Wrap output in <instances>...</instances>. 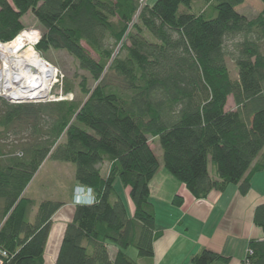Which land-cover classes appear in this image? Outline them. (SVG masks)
I'll list each match as a JSON object with an SVG mask.
<instances>
[{"label": "trees", "instance_id": "16d2710c", "mask_svg": "<svg viewBox=\"0 0 264 264\" xmlns=\"http://www.w3.org/2000/svg\"><path fill=\"white\" fill-rule=\"evenodd\" d=\"M205 1L211 12L194 13L192 0H0V41L27 30L22 19L31 13L42 32L36 49L68 53L95 83L79 85L85 100L0 98L2 264H44L53 218L65 203L37 204L26 192L48 160L74 165L75 182L95 197L76 206L57 264L152 262L159 236L150 183L162 165L152 138L163 167L194 200L231 185L242 196L250 192L252 175L264 172V8L249 19L236 10L246 0ZM73 93L65 82L64 94ZM231 97L235 109L228 110ZM106 162L112 166L103 176ZM118 179L130 192L133 217L115 189ZM254 223L264 231V205ZM249 249V264H264V240ZM229 263L208 250L192 259Z\"/></svg>", "mask_w": 264, "mask_h": 264}, {"label": "crops", "instance_id": "0c3cea01", "mask_svg": "<svg viewBox=\"0 0 264 264\" xmlns=\"http://www.w3.org/2000/svg\"><path fill=\"white\" fill-rule=\"evenodd\" d=\"M33 19L34 16L28 13L22 19L23 25L37 27L39 23ZM129 194L125 189V194L120 196L128 215L133 217L135 210ZM72 196L73 193L69 204L53 218L44 264H57L66 227L72 222L76 209ZM176 197L182 199V205L174 203ZM150 201L159 236L150 264H192V259L204 250L229 258V264H245L250 242L264 240V231L254 223L256 208L264 205V172L252 175L251 190L246 196L240 194L238 186L231 185L224 193L213 191L204 200H194L186 187L161 165L150 183ZM56 221L60 223L56 224ZM116 251L111 248L112 257ZM131 257L138 261V253ZM141 263L147 264L146 261Z\"/></svg>", "mask_w": 264, "mask_h": 264}, {"label": "rangeland", "instance_id": "374dc122", "mask_svg": "<svg viewBox=\"0 0 264 264\" xmlns=\"http://www.w3.org/2000/svg\"><path fill=\"white\" fill-rule=\"evenodd\" d=\"M157 0H143V4H149L153 6ZM193 12L201 13V12H211L213 7L208 4L205 0H192ZM264 5L262 1L259 0H246L245 3L239 6L236 10L239 14L246 16L247 18H255L257 17ZM29 17H27L28 19ZM29 20V19H28ZM35 21V19H33ZM36 22V21H35ZM37 23V22H36ZM27 25V24H26ZM33 29L39 31L41 34V28L39 25L37 27H32ZM27 28V30L32 29ZM125 42V41H124ZM127 44V41H126ZM120 48V47H119ZM115 55L119 50H115ZM44 56V55H43ZM92 56L97 59V56L92 53ZM125 56V54H123ZM46 60H48L53 66H55L60 74L62 84H58L53 89V94L56 96L65 95L64 94V86L65 82H70L74 86L73 96L79 100H85V97L80 94L79 85L83 81V79H87L88 87H94L95 83L91 80V77L88 73L80 70L78 62L70 56L68 53L59 51L52 52L49 56H44ZM228 68L231 74L232 79H238V70L237 67L230 58H228ZM87 100V99H86ZM235 109L233 98H229L228 101V110ZM12 137V136H11ZM14 139L13 137L11 138ZM150 146L157 155L160 160V163L163 165V152L162 149L155 139H150ZM112 164L106 162L102 167L103 176H108L109 171L111 169ZM75 176V166L72 164L55 162L52 160H48L45 165L41 168L40 172L36 176V179L31 184L30 188L26 192V196L32 200H35L37 204L45 201V200H60L65 203V205L69 204L67 202L71 201L70 196H72V202L74 205L77 198V187L79 186L74 179ZM115 189L119 195L125 194V188L123 187L121 181H118L115 184ZM77 206V205H76ZM60 223L56 221V224ZM58 226V225H57ZM137 252L134 249L130 250V255L134 256Z\"/></svg>", "mask_w": 264, "mask_h": 264}, {"label": "built area", "instance_id": "2783aa9c", "mask_svg": "<svg viewBox=\"0 0 264 264\" xmlns=\"http://www.w3.org/2000/svg\"><path fill=\"white\" fill-rule=\"evenodd\" d=\"M27 33L32 35L35 39V42L28 46V48L32 50H13L14 56L20 59L19 62H15L13 65H8L4 62L3 58L7 50H2L11 42L4 43L0 41V98L11 104L72 101L74 99L72 94H62L56 97L53 94V89L58 84H62V80H60L61 74L59 70L46 60L43 54L36 49L41 41L42 34L32 28L22 32L16 39L24 37ZM28 55L48 71V75L44 74L45 78L48 80V84L45 87L41 84L42 71L28 59ZM21 73L24 74V77L20 76ZM76 191V205H91L95 202V197L91 189L79 185ZM248 255H251L250 249L248 250L247 256ZM0 264H2L1 260ZM245 264H249L247 259H245Z\"/></svg>", "mask_w": 264, "mask_h": 264}, {"label": "bare ground", "instance_id": "6f19581e", "mask_svg": "<svg viewBox=\"0 0 264 264\" xmlns=\"http://www.w3.org/2000/svg\"><path fill=\"white\" fill-rule=\"evenodd\" d=\"M34 42L35 39L29 33L25 34L24 37H20L19 39H16L15 41L11 42L9 45H7L5 48L2 49V50H7L6 55L3 58L4 62L8 65H13L15 64V62H19L20 59L14 56L13 50H32L28 48V46H30L31 43ZM27 57L28 59H30V61H32V63L36 67L40 68V70L42 71L41 84L43 87H45L48 84V80L45 78L44 74L48 75V71L43 66L41 67L40 63H38L36 60L31 58V56L28 55ZM20 76L24 77V74L21 73Z\"/></svg>", "mask_w": 264, "mask_h": 264}]
</instances>
